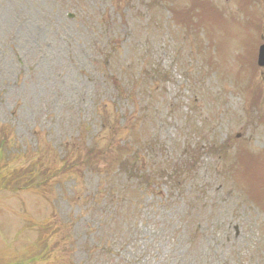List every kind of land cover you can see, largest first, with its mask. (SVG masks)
Wrapping results in <instances>:
<instances>
[{
	"label": "rangeland",
	"instance_id": "rangeland-1",
	"mask_svg": "<svg viewBox=\"0 0 264 264\" xmlns=\"http://www.w3.org/2000/svg\"><path fill=\"white\" fill-rule=\"evenodd\" d=\"M262 43L264 0H0V264H264Z\"/></svg>",
	"mask_w": 264,
	"mask_h": 264
},
{
	"label": "water",
	"instance_id": "water-1",
	"mask_svg": "<svg viewBox=\"0 0 264 264\" xmlns=\"http://www.w3.org/2000/svg\"><path fill=\"white\" fill-rule=\"evenodd\" d=\"M258 64L260 66H264V44H262L259 48Z\"/></svg>",
	"mask_w": 264,
	"mask_h": 264
},
{
	"label": "trees",
	"instance_id": "trees-1",
	"mask_svg": "<svg viewBox=\"0 0 264 264\" xmlns=\"http://www.w3.org/2000/svg\"><path fill=\"white\" fill-rule=\"evenodd\" d=\"M3 144H4V146H5V140H3ZM35 171H27V176H28V178H31V175L34 173ZM29 182H26V184L25 185H27ZM24 185V186H25ZM30 261H34V260H30Z\"/></svg>",
	"mask_w": 264,
	"mask_h": 264
}]
</instances>
